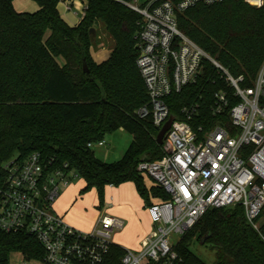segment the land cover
<instances>
[{
  "label": "trees",
  "instance_id": "trees-1",
  "mask_svg": "<svg viewBox=\"0 0 264 264\" xmlns=\"http://www.w3.org/2000/svg\"><path fill=\"white\" fill-rule=\"evenodd\" d=\"M34 1L40 9L29 14L17 12L15 0H0V174L14 156L23 161L38 153L58 166L67 163L84 180L83 191L95 190L101 205L107 186L128 182L148 207L153 199L169 200L163 189L147 187L137 171L140 162L164 156L156 142L160 130L138 116L149 101L137 67L140 15L114 0H84L83 18L71 26L58 9L64 0ZM177 18L180 31L229 75L244 77L241 87L253 85L264 64V6L224 0L198 5ZM100 26L114 47L109 59L97 64L91 48ZM217 93L228 95L229 109L237 103L224 72L204 59L197 82L167 99L170 114L184 120V107L197 108L188 121L195 130L227 122V115L213 114ZM120 130L133 137L121 160L106 163L88 147ZM196 241L214 254V264H264V242L242 206L209 211L176 247L179 264H207L192 250ZM14 253L28 261H42L45 254L29 234L0 232V264H10ZM125 254L113 246L107 264H121Z\"/></svg>",
  "mask_w": 264,
  "mask_h": 264
},
{
  "label": "built area",
  "instance_id": "built-area-1",
  "mask_svg": "<svg viewBox=\"0 0 264 264\" xmlns=\"http://www.w3.org/2000/svg\"><path fill=\"white\" fill-rule=\"evenodd\" d=\"M140 15L137 67L149 101L138 111L161 130L169 121L167 99L195 84L204 59L224 72L237 103L225 93L215 95L213 114L227 115L213 128L195 130L191 121L197 108L184 107V120L175 119L162 145L164 156L155 162L142 161L137 171L163 189L169 200L148 208L152 232L140 250H126L121 264H179L176 247L211 210L242 206L247 222L264 242V64L253 85L241 87L244 77L233 78L200 46L182 33L178 14L198 5L213 6L224 0H146L134 5L114 0ZM84 3L85 1L82 0ZM256 9L264 0H244ZM67 12L74 2L64 0ZM60 3V4H61ZM86 10V9H85ZM104 147L105 140L88 147ZM79 175L66 163L34 153L25 160L14 156L0 174V232L26 233L44 249L42 261L25 264H107L113 246L112 235L124 222L106 215L94 231L85 233L69 226L55 213L61 192ZM173 235L180 237L175 242Z\"/></svg>",
  "mask_w": 264,
  "mask_h": 264
},
{
  "label": "rangeland",
  "instance_id": "rangeland-1",
  "mask_svg": "<svg viewBox=\"0 0 264 264\" xmlns=\"http://www.w3.org/2000/svg\"><path fill=\"white\" fill-rule=\"evenodd\" d=\"M69 4L73 1V10L67 12L64 3L59 5V11L63 19L70 25L76 26L80 23L84 16L85 9L87 8V2H82V0H66ZM134 5H141L146 0H129ZM14 7L19 13H29L33 14L39 11L40 7L38 3L34 0H15ZM114 47V41L105 30L104 27H98L96 31V40L91 48V56L95 63L100 64L107 61L111 55ZM60 64H64V61L60 58ZM133 137L123 131H117L114 134L106 137V145L104 147H98L96 145L93 148L95 155L102 161L106 163H114L123 158L130 144L132 143ZM143 180L147 187H156L160 189L155 182L146 175H142ZM129 186V190L126 193L116 194V201H124L131 206L132 203L142 202L139 196L136 186L133 182L126 183ZM124 186V185H123ZM73 188L75 194L73 200L67 205L68 215L73 217V222H70L72 226L82 232H90L95 226H97L98 221L104 215H113V211L109 206V198L111 197L112 191L109 188L105 189L103 205L100 204L98 199V194L96 191L91 190L84 192L85 182L83 179L78 178L73 181ZM154 203L156 200L153 199ZM137 235L136 230H125L114 236L115 242L125 248L134 249L124 242V238L133 239ZM174 241L177 243L181 240L180 237L173 235ZM192 250L202 258L207 264H214V254L207 250L206 247L200 245L197 241L193 243ZM10 264H25L24 259L21 254L14 253L10 258ZM29 264V263H28ZM32 264V263H31Z\"/></svg>",
  "mask_w": 264,
  "mask_h": 264
},
{
  "label": "crops",
  "instance_id": "crops-1",
  "mask_svg": "<svg viewBox=\"0 0 264 264\" xmlns=\"http://www.w3.org/2000/svg\"><path fill=\"white\" fill-rule=\"evenodd\" d=\"M71 26H73V25H71ZM72 186H73V183L70 185V187H68L67 189H65L64 191L61 192L60 198L57 201V203L55 204L54 210H55V213L58 216H60L66 224L75 228L74 226H72L70 224V222H73V220H72L73 217L71 215H70V217H67V215L69 214L68 210H67V205L69 204V202L71 200H73V197L75 194L73 188H71ZM85 186H86V184H85ZM106 188H109L112 191L111 197L109 198V206L111 208V211H113L114 216L113 215H109V216L115 217V218L124 222V227L120 230H116L114 232V234L112 235L113 244L120 246L114 240L115 235L117 236V234L121 233L122 231L128 230V229H130L132 231L137 229V235L132 240L128 239V238L123 239L124 242H126L125 244H127L128 246H130L134 249L125 248L122 246L121 247L125 250H132V251L140 250L142 245H143V241L146 239V237L153 230V224H152L150 214L148 211L149 207L146 206V204L144 203L143 200H142V202H137L135 204L132 203L131 206L128 205L124 201H121V202L116 201V194L117 193L123 194L129 190V186H127L126 183L122 184L118 187L107 186ZM95 228H96V226H95ZM95 228L92 231H94ZM76 230H78V229H76ZM79 231H81V230H79ZM92 231H90V232H92ZM90 232H85V233H90Z\"/></svg>",
  "mask_w": 264,
  "mask_h": 264
},
{
  "label": "water",
  "instance_id": "water-1",
  "mask_svg": "<svg viewBox=\"0 0 264 264\" xmlns=\"http://www.w3.org/2000/svg\"><path fill=\"white\" fill-rule=\"evenodd\" d=\"M91 33H94V34H95L94 30H92ZM84 71H85V72H88V70H87V65H86L85 62H84ZM175 119H176V117L171 116L170 119H169V121H168V122L163 126V128L159 131V134H158V136H157V138H156V142H157L158 145H160V146L163 145L164 140H165V138H166V134H167V132L170 130V128H171V126H172V123L174 122Z\"/></svg>",
  "mask_w": 264,
  "mask_h": 264
}]
</instances>
